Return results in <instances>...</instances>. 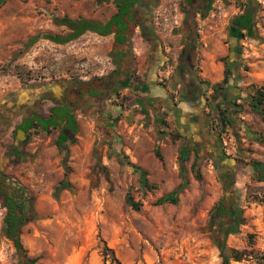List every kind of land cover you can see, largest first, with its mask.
<instances>
[{"label":"rangeland","instance_id":"rangeland-1","mask_svg":"<svg viewBox=\"0 0 264 264\" xmlns=\"http://www.w3.org/2000/svg\"><path fill=\"white\" fill-rule=\"evenodd\" d=\"M239 1L237 12H243L245 0ZM251 1L256 9L255 26L252 33H244L238 44L241 54V65H238L242 71L239 77L243 81L237 84L242 95H246L250 85L264 84V0ZM233 5V0H216L212 12V45L206 52L213 54V45L217 42L224 47L229 45ZM50 15L46 13V16ZM47 34L66 36L65 30L35 34L40 38L29 48L26 44L34 36L0 50V75L5 76L4 84L11 87L10 92L0 95V117L12 116L3 111L5 101L16 100L18 91L24 88L40 89L46 83L70 78L80 82L104 80L114 69L110 59L86 54L83 43L74 47L57 45L44 37ZM242 103L247 105L243 100ZM80 121L81 129L75 135L85 136L86 141L94 143L92 161L75 163L61 154L60 157L64 155L62 160L50 164V172L42 182L27 184L21 180V175L8 181L23 191L24 199H31L30 221L23 228L21 238L28 257L35 261L33 264H222L217 246L219 234L214 229L220 219L214 216L213 209L226 196L228 206L241 208L244 219L243 224L227 237V247L264 252V182L254 179L251 165L254 161L264 163V147L252 149L249 140L244 143L243 139H247L245 131L238 129L235 134L232 128L225 130L235 149L231 155L224 156L227 159L224 170L232 174L228 186L224 185L218 172L219 157H215L211 162L197 163L199 179L185 168V162L174 178L153 173L149 181L158 185L157 190L148 191L140 187L138 176L132 171L127 172L124 153L114 150L115 153L109 156L110 161L102 160L106 146L116 142L113 139L118 137L117 129L121 131L125 125L110 132L101 120H96V115L82 117ZM241 123L251 131L264 134V124L258 116ZM10 126L6 130L8 140L14 147H19L22 142L16 138L17 130ZM143 131L153 134L148 128ZM36 136L45 137L41 133ZM155 136L153 134L156 140L158 137ZM76 141L80 142L77 138ZM158 145L154 151L162 157ZM14 161V168L21 164L19 157ZM86 169L90 170L87 176H72L83 174ZM60 171L65 175L69 171L67 179L73 185V191L57 190L59 182L65 179ZM182 175L187 179V186L179 203L157 206V200L164 195L159 186L162 189L167 181L182 183ZM128 194L142 204L140 211L127 204ZM5 215L6 210L0 202V264H16V250L3 232ZM233 264L256 263L250 260Z\"/></svg>","mask_w":264,"mask_h":264},{"label":"crops","instance_id":"crops-1","mask_svg":"<svg viewBox=\"0 0 264 264\" xmlns=\"http://www.w3.org/2000/svg\"><path fill=\"white\" fill-rule=\"evenodd\" d=\"M192 1L5 0V4L0 8V50L8 44L26 40L35 34L60 33L62 30H65V35L72 33L66 26L55 25L53 23L55 19L84 18L105 26L114 19L119 9H130V17L123 19L125 22L130 21L132 14L136 12L135 14L159 37L164 52L171 58V65L166 68L167 71L156 70V67H161L164 63L160 53L156 52L154 60L152 59L149 65L154 69L152 68L150 73L147 72V45L140 37V28L143 24L129 22L131 26L136 25L132 40L133 44L135 42L136 57L134 60H129L121 54L120 57L113 59L114 69L110 73L115 74L114 83L112 82L109 88L114 87L115 91H109L101 101L98 98L97 108H87L86 113H76L77 133L81 129V118L90 115H96V120H101L102 125L110 132H112L111 129L116 130L117 126L124 124L123 130L117 129L118 137L113 139L116 142L106 146L102 160L110 161L109 156H112L115 151L124 153L122 157L127 165V172L132 171L139 179L141 172L146 173L148 180L154 175L153 173H159L165 178L178 176L181 167L180 150L185 145L187 149H190L185 168L196 177V173L200 175L196 170L197 163L211 162L215 157L223 156L225 152L222 136L215 128L217 117L210 106L213 95L211 87L223 81L225 66L221 60L228 55L233 60L231 50L235 48V45L229 43L224 47L217 42L213 45V54L206 52L212 45L210 39L213 36L211 30L214 29L212 25L214 6L205 18L203 12H200L199 8L196 9L198 11H196L195 20L200 39L194 42L189 35L191 23L185 24V16L180 11V6L187 4L186 7L189 8L190 3L194 4L197 0ZM218 1L232 2V0ZM233 1L231 20L243 14V12H237L238 0ZM48 12L52 15L46 16ZM204 31L206 34L203 36ZM79 42L86 46L85 51L89 56H100L110 60L113 48L118 46L113 35L101 36L94 32H87L75 41L57 45L74 47ZM233 63L237 65V61ZM172 68H177L176 76L172 81L166 80L161 86V79L170 77ZM235 69L237 71L234 70V79L236 83L241 84L243 80L239 75L242 71L237 66ZM5 81V76L0 78V95L10 92L11 87L4 84ZM116 89L121 90L120 96H116ZM45 90V87L24 88L18 91L16 100H6V107H2L4 113L8 111L10 115L12 114L10 117H0V172L7 182L9 178L15 180V176L19 175L27 184L42 182V178L50 172V164L62 160L64 155L60 157L61 154H65L69 157L68 160L75 163L92 161L94 143L86 141L85 136L74 135V140L66 141L64 148L58 145L57 138L62 136V134L59 136V133L62 132L66 123L57 127V130L50 127V132L35 126L39 117L47 123L51 119L57 120L56 113L67 111V107L56 106L51 99L47 98L43 93ZM238 94L239 91L232 86L228 98L233 100ZM61 95H64V91L59 89L58 97ZM238 103L243 104L242 100ZM8 113L6 114L9 116ZM239 117L242 122L246 120L250 122L256 118V115L251 112L248 105H244V112ZM9 125H12L10 126L12 128L15 127L17 132L20 127L29 129L26 133L27 139L19 147H14L8 140L9 135L6 130ZM143 128H148L150 133L156 135L158 142L153 134H144ZM36 133H41L45 137H35ZM132 133H134L133 137H131ZM76 138L80 140L79 143ZM248 140V138L243 139V142ZM249 141L252 149L261 146ZM156 144H159L157 148H160L162 152V160L154 151ZM20 153L21 155H17ZM248 155H251V152H248ZM55 156H58L57 160H54ZM16 157L20 158L21 164L14 168ZM60 172V175L65 177L62 173L64 171ZM87 172L90 170L86 169L83 174L74 173L72 176H87ZM180 184L181 182L175 184L173 181H167L162 189L159 186L160 191L164 193L161 197L173 192Z\"/></svg>","mask_w":264,"mask_h":264},{"label":"trees","instance_id":"trees-1","mask_svg":"<svg viewBox=\"0 0 264 264\" xmlns=\"http://www.w3.org/2000/svg\"><path fill=\"white\" fill-rule=\"evenodd\" d=\"M241 2L244 0H240ZM239 1V2H240ZM5 4V0H0V8ZM187 5V4H186ZM244 11L242 15L235 17L229 28V39L230 44L235 45V48L231 50L233 60L231 56H227L222 61L225 66L224 79L220 84L214 85L211 87L213 90V95L211 97L210 106L213 109V112L216 114L217 123L216 130L221 135L225 132L227 128H232L237 133L238 129L245 131L246 136L249 140L256 142L264 147V134L252 132L250 129H247L241 123L240 114L244 110V106L238 103L239 100H243L249 106L251 112L258 116L262 123L264 124V84H252L248 87V92L246 95L241 94V88L236 83L235 78V67H239L240 52L238 44L241 39L245 36L243 32L252 33L255 26V7L252 6L251 0H245L243 4ZM211 6L207 7L205 10L204 18L211 11ZM130 9H119L118 14L114 19L103 26L102 24L86 20L84 18H78L76 20L69 19L68 17L62 19H55L54 23L60 26H66L69 28L72 33L62 37L60 35H44V37L57 44H66L68 42L75 41L87 32H94L101 36H107L113 33L114 27L121 26L122 31H120L116 36L117 42H125L127 37L131 34H127V29L131 26L128 22L123 21L124 17H130ZM40 36L36 35L29 39L26 47H31ZM231 59V61H230ZM237 61V65L233 62ZM241 65V64H240ZM234 86L239 94L233 100H230L229 92L231 87ZM43 87V86H42ZM57 120H50L49 122L36 121L35 126L43 129L46 132H50V127L57 128L60 127L63 123H66L62 129V136L57 142L58 145L64 148V143L73 138L75 133H77V122L74 118L70 117L67 111L63 113H56ZM240 123V125H239ZM239 125V126H238ZM19 130H23L25 133L29 131L28 128L20 127ZM66 149V148H65ZM190 149H187V146H183L180 150V165L186 161ZM19 153V152H18ZM17 155H21L17 154ZM157 156L162 160V157L157 154ZM226 153L224 152L223 156L219 157L220 163L218 164V172L223 178V183L225 186H228L230 178L232 176L229 170H224ZM254 169V179L258 182H264V163L254 161L251 163ZM194 170V169H193ZM69 171L66 172L65 179L62 180L57 190L63 191H73V185L68 181ZM196 178H200V175L196 173ZM140 186L148 191H153L157 189V185H152L147 179L145 172H141L140 177ZM187 186V179L182 175V183L170 194H167L159 198L156 202L157 206H163L166 204L177 205L180 201V195L184 192ZM228 192V190H227ZM228 194V193H227ZM264 199V198H263ZM127 204L134 209L135 211H140L142 204L138 201H135L134 197L131 194L127 196ZM227 196L220 201L213 209V214L215 217L220 219V222L215 225L214 229L217 230L219 234L217 237V246L221 252L220 256L222 259V264H233L235 262H244V261H254L256 264H264V252H255L254 250L239 251L236 249H231L227 247L226 239L227 237L235 232L240 225L243 224V211L239 207L228 206ZM0 202L2 207L6 210V215L4 217L3 232L6 239L13 244V247L16 250V264H33L35 261L28 257L27 250L24 248L22 243V230L29 223V213L28 207L31 205V199H24L23 191L12 186L11 183H8L5 177L0 172ZM253 247V243L250 244ZM108 251V249L106 248Z\"/></svg>","mask_w":264,"mask_h":264},{"label":"flooded vegetation","instance_id":"flooded-vegetation-1","mask_svg":"<svg viewBox=\"0 0 264 264\" xmlns=\"http://www.w3.org/2000/svg\"><path fill=\"white\" fill-rule=\"evenodd\" d=\"M186 1H192V0H186ZM193 2V1H192ZM215 3V0H197L194 4L190 3L189 5L191 7H186L184 4L183 6H180V11L184 14V22L185 24L191 23V29H190V37L196 42L197 40L200 39V32L198 25L196 24L195 16H196V11L200 10V12H204L207 7L211 6L213 8ZM199 8L198 10H196ZM134 12L131 16V21H135V23H141L143 24L141 26V33L140 37L142 41L147 45V66H148V71L151 72L152 68L150 67V63L152 62L151 60H154V55H156V52L160 53V56L164 59V63L161 67H156V70H161V71H167L166 68L170 67L171 63V58L164 52L162 43L159 39V37L156 35V33L153 31L152 28H149L145 21H142V19L139 18L138 15L135 14ZM183 22V21H182ZM181 22V23H182ZM177 24V22H176ZM136 28L135 26H130L126 33L131 34L129 37H127V40L123 42H117L116 41V36L117 34L122 31L121 26L114 27L113 33L110 35L114 36L116 46L113 48L111 52V61L113 62V59L118 57L121 54H124L125 57L129 60H134L136 57L135 49H134V44H133V37H134V30ZM121 47V48H120ZM160 48V49H159ZM158 53V54H159ZM120 57V56H119ZM160 57V58H161ZM177 74V68H172V72L170 77L166 78L163 77L160 81V85L163 86L166 80L172 81L173 78ZM114 73H109L107 77L102 80L98 79L97 81H89V82H80L75 79H68L65 81L61 82H49L43 85L45 87V91L43 92L46 94L47 98L51 99V101L56 105V106H64L67 107V113L69 114L70 117L74 118L76 121V113L77 112H82L86 113L87 108H97V99L99 98L100 101L103 99L104 96L108 94V92H113L115 91V88H109V85L113 82L114 78ZM114 83V82H113ZM115 85V84H113ZM62 89L64 91V95H61L58 97V90ZM120 89H116V96H120ZM96 98L95 100H93ZM39 120L42 121V118L39 117ZM77 122V121H76ZM54 130H57V128H54ZM62 134V132L59 133V136ZM60 138L58 137L57 140ZM70 141L74 140L73 138L68 139ZM67 140V141H68Z\"/></svg>","mask_w":264,"mask_h":264},{"label":"built area","instance_id":"built-area-1","mask_svg":"<svg viewBox=\"0 0 264 264\" xmlns=\"http://www.w3.org/2000/svg\"><path fill=\"white\" fill-rule=\"evenodd\" d=\"M221 136H222L223 143H224L225 153L227 155H231L232 154L231 152L234 149L233 140L231 139V137L227 135L226 132L222 133Z\"/></svg>","mask_w":264,"mask_h":264},{"label":"water","instance_id":"water-1","mask_svg":"<svg viewBox=\"0 0 264 264\" xmlns=\"http://www.w3.org/2000/svg\"><path fill=\"white\" fill-rule=\"evenodd\" d=\"M16 138L19 142H24L27 139L26 133L23 130H19L17 132Z\"/></svg>","mask_w":264,"mask_h":264}]
</instances>
